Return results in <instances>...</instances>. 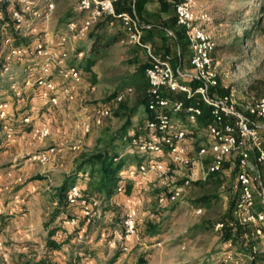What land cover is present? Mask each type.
Returning a JSON list of instances; mask_svg holds the SVG:
<instances>
[{"label": "rangeland", "instance_id": "1", "mask_svg": "<svg viewBox=\"0 0 264 264\" xmlns=\"http://www.w3.org/2000/svg\"><path fill=\"white\" fill-rule=\"evenodd\" d=\"M31 2L27 9L17 0H0V101L8 102L0 124V264H36L45 257L51 264H139L142 258L143 264H251L255 255L264 251V236L256 232L255 225L235 223L236 162L231 157L224 161L221 175L215 178L217 183L206 178L211 164L209 153L192 168H174L168 177L153 175L136 181L128 176L127 165L140 158L127 139L118 146L126 160L120 171L123 191L111 197L96 195L102 199L99 214L86 218L79 206L59 197L67 173L101 150L126 122L135 102L134 87L124 84L133 88L121 98L115 91L124 83L123 77L145 66L147 56L143 50L121 41V24L109 27L108 33H118L120 38L98 56L89 54V37L73 38L74 50L70 49L68 62L79 68L89 61L92 65L82 69V85L60 92L58 103L50 106L33 86L31 78L44 59L32 48L36 43L46 45L47 36L57 39L65 28L59 19L69 8L75 13L70 20L79 21L83 12L77 9L75 0H54L52 13L46 17L45 7L36 4L39 0ZM195 2L196 12H207L212 19L206 27L217 45L216 91L233 93L238 110L246 113L249 104L264 96V0ZM8 37L17 38V45H29L28 52L7 59L11 51ZM76 50H83L84 56H75ZM13 82L16 84L12 87ZM104 106L110 115L101 125L92 121L91 130L84 132L81 120L86 116L93 119ZM26 115L32 117L28 124L23 120ZM180 116L175 119L195 131L194 147L208 145L205 130L190 125L185 113ZM146 119L147 113L140 107L131 121L139 125ZM255 119L264 133V119ZM41 126L50 129L48 136L40 138L34 131V127ZM46 152L48 159L41 162L38 155ZM258 168L264 179V165ZM88 169V165L84 166L80 174L85 175ZM125 181H130V187ZM75 182L82 183L81 176ZM174 184L183 188L179 198L159 204V195ZM212 195L216 196L208 200ZM130 207L138 212L136 225L141 242L130 241L125 249L121 219ZM223 215H228V223L239 229L237 241L224 247L221 230L225 226H215L222 223L217 219ZM64 217H76L78 221L66 233L62 228ZM55 223H61L57 230L60 235L53 238L62 241L63 247L49 249L46 238L49 225Z\"/></svg>", "mask_w": 264, "mask_h": 264}, {"label": "built area", "instance_id": "2", "mask_svg": "<svg viewBox=\"0 0 264 264\" xmlns=\"http://www.w3.org/2000/svg\"><path fill=\"white\" fill-rule=\"evenodd\" d=\"M17 1L27 9L32 5L31 0ZM117 1L75 0L77 9L86 13L84 20L80 22L71 19L56 40L47 36L46 45L36 43L32 48L44 61L34 73L35 77L31 79L34 88L39 90L48 105L53 106L58 103L60 92H69L71 88L85 82L81 69L68 62L71 50H74L72 39L84 36L99 19L105 16L114 17L123 29L122 42L146 46L143 41L141 22L135 10L117 12ZM39 3L45 7L46 17H49L54 8V0L36 2V4ZM195 7V0H180L175 3L176 22L184 29L191 50V71H184L180 67L175 69L169 60L156 56H152L150 65L145 69V76L154 95L148 103L146 121L131 130L128 135L130 146L140 160L135 164L127 165V173L136 181L141 178L149 179L153 175L168 177V173L174 168H192L200 164L201 156L209 153L211 164L206 170L207 178L210 173L222 171L227 158L236 157L235 187L238 205L235 223L255 225L256 232L264 236L262 230L264 209L258 210L255 207L256 198L264 207V179L258 168L260 164H264V144L260 134L262 125L255 119H264V96L249 104L246 113H242L238 110L233 93L219 94L216 91L219 85L218 63L214 57L217 45L206 27L212 19L207 12L198 14ZM14 15L18 16L20 21L17 10L14 11ZM6 41L9 42L11 50L7 53V59L24 55L30 48L29 45L14 44L10 37ZM75 56L82 58L84 51H75ZM191 81L197 83L195 87H192ZM15 84L16 82H13L12 87ZM27 84H31L30 81ZM131 90V87H126L118 93L117 97L121 98ZM177 93L193 99V102L186 105L183 98L176 96ZM200 101L209 105L211 122L202 127L205 130L208 145H199L195 148L193 137L195 131L175 118L176 115L185 113L190 125H198L199 117L203 114ZM7 106V101L0 102V118H4ZM109 115V109L105 106L101 107L93 119L86 116L81 120L82 130L89 132L92 121L101 125L104 118ZM23 120L27 124L32 121V117L26 115ZM34 131L40 138L50 134V129L45 126L34 127ZM38 159L41 162L46 161L47 152L39 154ZM84 189L83 182H75L67 189L65 197L69 204L79 206L82 215L89 218L99 214L102 199L96 195L85 194ZM182 189V186L178 184L172 185L166 192L159 195V204L174 202L179 198ZM121 191L123 186L120 185L117 192ZM137 216V209L130 207L121 219V239L125 249L129 248L130 241L141 242V235L136 225ZM77 222L76 217L64 218L62 228L65 229V233L69 228H74ZM215 226L221 228L223 223H216ZM59 235V231L54 233L55 238ZM251 264L262 263L255 255Z\"/></svg>", "mask_w": 264, "mask_h": 264}, {"label": "trees", "instance_id": "3", "mask_svg": "<svg viewBox=\"0 0 264 264\" xmlns=\"http://www.w3.org/2000/svg\"><path fill=\"white\" fill-rule=\"evenodd\" d=\"M125 10H130L129 7H121L116 2V11L121 12ZM75 13H73L72 8H69L63 15L60 17V23L64 27L69 22V18L74 16ZM117 20L114 17L111 16H105L101 19H99L95 25V27L90 30L88 37L92 40V46L90 49L91 55L98 56L100 54V51L104 48H106L111 42L118 40V33L109 34V24L111 21ZM183 31V30H182ZM15 36V35H14ZM14 44H18L17 38L12 39ZM78 52V50H76ZM83 51V50H80ZM3 65L5 64V61H2ZM71 63V61H70ZM92 65V61L88 62V65L85 64L80 68L81 72L84 68H89ZM150 65V64H149ZM145 66H141L133 73H130L123 77L121 80H124V83H121L119 87L115 91V95H118L120 91L125 89L126 87L133 88V92L136 93L135 102L133 105V109H131L129 116L126 120V122L121 126V128L108 140V142L105 144V146L97 151L94 155L89 157V159L80 162L77 167L73 169V171L70 173H67L69 176L68 179L63 183V185L59 188L58 195L61 197V199H65V193L67 189L70 187L71 184L75 183L76 179H79L80 176L82 179L88 178L85 184L84 193L87 195H106V197H111L114 193L117 192V188L121 185L124 187L123 177L120 175L121 169L125 166L126 160L122 157V155L118 151V146H121L125 143V141L128 139V135L131 130L137 128L138 125L132 124V116L137 112V110L140 107H143V109L147 113L148 109V103L153 98V92L150 89L148 80L145 76ZM83 75V73H82ZM84 77V76H83ZM120 83V82H119ZM124 84H132V86H123ZM190 84L192 87H195L197 84L195 81H191ZM167 94V93H165ZM259 96H262L259 92H257ZM171 95V94H170ZM177 97H181L185 100L186 105L193 102V99L187 98L182 93H177ZM1 102V101H0ZM200 105L203 109V114L199 117L198 125L201 127H205L209 122H211L210 117V107L205 102L200 101ZM3 119L0 118V124L2 123ZM145 122V121H144ZM144 122H140V124H143ZM28 124V123H27ZM1 127V126H0ZM264 144V133L262 131L260 132ZM237 162L236 157H231ZM254 163V160H252ZM88 165L89 169L85 170V175H81L80 172L84 169V166ZM264 164H260V167H262ZM236 170V169H235ZM222 173V171L210 173L207 177V181H211L212 183H217V180L215 178L217 175ZM85 177V178H84ZM73 178V179H72ZM72 180V181H71ZM71 181V182H70ZM130 187L131 184L130 181H125ZM216 195H212L208 198V200L214 198ZM67 202V201H66ZM256 204L255 207L258 210H263L264 207L259 203V200L256 198L255 200ZM234 206L231 205L230 213L232 214ZM65 218V217H64ZM223 223V226H225L221 230V237L223 239V247L224 246H230V244H233L237 241L239 237V229L231 224L228 223V215H223L219 219ZM61 223L58 224H50L49 225V231L46 238V244L49 249H58L63 247L62 241L59 242L58 240L53 238L54 233L60 228ZM215 223L212 224L214 226ZM241 226V225H239ZM262 230L264 233V225L262 226ZM257 259L259 261H264V251L261 253H258ZM51 260L48 257H45L43 259H40L37 264H45L47 262H50ZM51 263V262H50ZM27 264H30L27 262ZM32 264V263H31ZM143 264V258L140 259V263Z\"/></svg>", "mask_w": 264, "mask_h": 264}, {"label": "crops", "instance_id": "4", "mask_svg": "<svg viewBox=\"0 0 264 264\" xmlns=\"http://www.w3.org/2000/svg\"><path fill=\"white\" fill-rule=\"evenodd\" d=\"M178 1L180 0H118L121 7L135 10L140 19L146 46H133L145 52L146 67L151 63L152 56H156L169 60L175 69L180 67L184 71H191V50L188 39L184 29L176 22L175 3ZM85 16L86 13L83 12L79 21H83ZM118 24H120L118 20H113L109 27L113 29ZM95 25L93 24L90 29L92 30ZM89 32L84 36L88 37ZM176 117L181 118L180 114ZM87 180L88 178L82 179L84 185Z\"/></svg>", "mask_w": 264, "mask_h": 264}]
</instances>
